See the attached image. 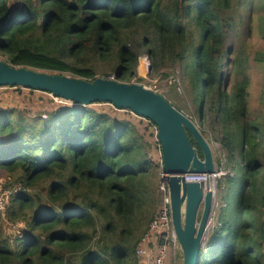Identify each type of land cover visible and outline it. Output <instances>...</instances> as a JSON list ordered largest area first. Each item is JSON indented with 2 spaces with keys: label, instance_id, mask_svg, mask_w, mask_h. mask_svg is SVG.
Wrapping results in <instances>:
<instances>
[{
  "label": "trees",
  "instance_id": "obj_1",
  "mask_svg": "<svg viewBox=\"0 0 264 264\" xmlns=\"http://www.w3.org/2000/svg\"><path fill=\"white\" fill-rule=\"evenodd\" d=\"M232 1L0 0V61L10 66L140 84L141 57L160 78L179 70L198 126L227 152L232 171L199 264H264V110L249 117V54L228 47L258 0ZM247 28L264 38V21L255 28L251 18ZM1 89L26 103L0 104V186L16 191L0 210V264H143L136 249L157 216L162 170L157 126L108 102L53 103L36 95L46 92ZM236 130L240 145L231 142ZM7 221L23 227L7 233Z\"/></svg>",
  "mask_w": 264,
  "mask_h": 264
},
{
  "label": "water",
  "instance_id": "obj_2",
  "mask_svg": "<svg viewBox=\"0 0 264 264\" xmlns=\"http://www.w3.org/2000/svg\"><path fill=\"white\" fill-rule=\"evenodd\" d=\"M0 86L42 91L85 106L108 102L118 109H130L151 120L158 129L166 176L162 181L169 186L172 222L181 246L178 253L183 264H199L214 210L215 194L207 190L203 182H185L184 176L214 174L215 161L212 147L190 117L143 84L123 83L110 76L90 81L66 74L14 67L0 61ZM191 138L202 151L203 158Z\"/></svg>",
  "mask_w": 264,
  "mask_h": 264
},
{
  "label": "rangeland",
  "instance_id": "obj_3",
  "mask_svg": "<svg viewBox=\"0 0 264 264\" xmlns=\"http://www.w3.org/2000/svg\"><path fill=\"white\" fill-rule=\"evenodd\" d=\"M257 0H254V2ZM233 5L236 3V0L232 1ZM236 13L239 14V11H236ZM244 15V22L242 26L240 27L239 36L232 37L229 42H228V47L234 46L236 50H242L246 52L248 55V73L251 76V88L249 89L250 93V102H249V117L250 118H255L257 116H260V114L264 110V106L261 105V101H263V93H264V66L263 64H259L257 62V58H262L261 52H264V38L262 36L259 37V33L257 32V29L252 33V35L249 36L248 33V24L250 19L252 18L253 24L256 28V25L259 26V23L261 21H264V0H258L254 4L248 7V9L243 13ZM147 58V56H144ZM144 57H141L140 59V64L138 68L139 75L144 78V84L143 86L148 87L151 90H155L157 93H160L163 95L174 107H176L178 110L182 111L186 116H189L198 126V123L195 118L194 110H193V105L192 102L188 99L186 95V88L183 85L182 88V83L180 82V73L178 69H173L174 72L171 73L170 78H160L161 74L160 72L157 74L155 72H151V70L147 71L146 65L147 62L144 60L143 62L142 59ZM233 58L237 61L242 62V57L238 53H234ZM149 59V58H148ZM237 61V62H238ZM150 62V59H149ZM151 64V63H150ZM151 66V65H150ZM238 69L237 64L233 66L231 73H234L235 70ZM166 71V70H165ZM165 71H161L165 72ZM230 75V73H229ZM98 76H103L102 74H98ZM177 86V88H176ZM185 89V90H184ZM17 90L14 89H9L5 90L4 92H0V104L6 107H22L25 105L26 102L22 101L19 96L22 95H16ZM23 93H26L24 89H22ZM37 96L39 97H44L46 100H51L50 102L56 103H70L64 99L58 98L55 100V97L51 95H45L43 93H36ZM199 130L202 132V129L198 126ZM206 130V127H204ZM202 134L204 137L207 139V141L210 143V146L212 147L213 153H214V159L216 166L218 163H221V158H223V161H225V165L227 162V152L224 151L221 147V145L214 139V136H211L209 131H203ZM264 137V134L262 135ZM213 137V138H212ZM231 142L236 143L237 145H240L241 143V134L239 130H236L233 134H231ZM264 142V139H263ZM152 161L154 163V166L161 165L159 162V155L158 156H152ZM158 163V164H157ZM263 172H264V167H263ZM161 173V171H160ZM228 174L232 175V171L230 168H228ZM160 175V174H159ZM244 179L243 176V168L241 167L239 169V172L236 174V179H235V184L230 188L229 194H228V201H227V206H228V214L235 215L237 208H238V203H239V194H240V188L242 181ZM225 178L222 180L223 181V189L226 187L224 184ZM221 181V182H222ZM219 184V183H218ZM160 186V179L157 181V189ZM207 188L210 189V186L207 185ZM225 194V189L223 191H219L218 185H217V190H216V196H215V207L213 210V214L211 217V221L208 227V231L206 233V239H205V244L211 234V231L215 227V215L217 213V210L219 208V205L217 207V204L220 203V199L224 196ZM159 201H160V194L158 193V199L156 202V209H158L159 206ZM7 203L4 204V208L6 207ZM157 212V211H156ZM201 215V212H200ZM239 222V221H238ZM237 224V221H236ZM23 224H15L13 225L11 222H3L2 230L5 232H15L16 234L19 232V228H22ZM18 228V229H16ZM257 234V233H256ZM177 254L171 252L170 256L168 255L166 258V264H178L177 263ZM179 261H182V258H179Z\"/></svg>",
  "mask_w": 264,
  "mask_h": 264
},
{
  "label": "built area",
  "instance_id": "obj_4",
  "mask_svg": "<svg viewBox=\"0 0 264 264\" xmlns=\"http://www.w3.org/2000/svg\"><path fill=\"white\" fill-rule=\"evenodd\" d=\"M146 69H149V62L146 65ZM110 77L115 79L114 76ZM1 88L3 87L0 86V91L2 90ZM220 158L221 165L217 167L214 174H186L184 176L185 182H203L210 186L216 196L218 180L228 174L225 161H223L224 157L220 156ZM196 177H202L205 181H197L195 180ZM165 178L166 176L162 169L158 188L160 201L157 216L151 221L148 230L141 238L140 244L136 249V256L143 264H166L167 256H170L171 252L177 254L181 248L172 222V203L169 186L168 183L162 181ZM15 193L16 191L5 190L0 186V210L4 209V204L15 196Z\"/></svg>",
  "mask_w": 264,
  "mask_h": 264
},
{
  "label": "clouds",
  "instance_id": "obj_5",
  "mask_svg": "<svg viewBox=\"0 0 264 264\" xmlns=\"http://www.w3.org/2000/svg\"><path fill=\"white\" fill-rule=\"evenodd\" d=\"M148 61L149 62V59H148V57L146 58V57H144L143 59H142V61L141 62H143V61ZM147 62V63H148ZM151 64H150V62H149V69L147 70V71H149V70H151V66H150ZM144 85V84H143ZM189 117V116H188ZM210 144V143H209ZM214 154V153H213ZM225 158V157H224ZM214 161H215V159H214ZM221 165V163H218V165L216 166V163H215V172H216V169H217V167H219ZM162 169H163V166H162ZM210 175V174H209ZM228 175V174H227ZM225 177V176H224ZM224 177H222V178H224ZM222 178H220L219 180H218V182L222 179ZM206 185V187H207V184H205ZM217 185H218V183H217ZM211 190V189H210ZM216 206V205H215ZM214 206V207H215Z\"/></svg>",
  "mask_w": 264,
  "mask_h": 264
},
{
  "label": "bare ground",
  "instance_id": "obj_6",
  "mask_svg": "<svg viewBox=\"0 0 264 264\" xmlns=\"http://www.w3.org/2000/svg\"><path fill=\"white\" fill-rule=\"evenodd\" d=\"M195 180H197V181H205V179L202 178V177H196ZM207 190H210V189L207 188Z\"/></svg>",
  "mask_w": 264,
  "mask_h": 264
},
{
  "label": "crops",
  "instance_id": "obj_7",
  "mask_svg": "<svg viewBox=\"0 0 264 264\" xmlns=\"http://www.w3.org/2000/svg\"><path fill=\"white\" fill-rule=\"evenodd\" d=\"M177 256H178V257H177V258H178L177 263H178V264H183V259H182L181 262L179 261V258L181 257V256L179 255V253H177ZM181 258H182V257H181Z\"/></svg>",
  "mask_w": 264,
  "mask_h": 264
}]
</instances>
